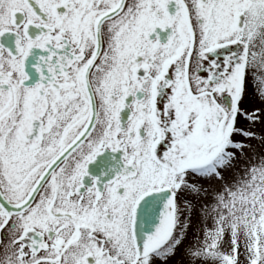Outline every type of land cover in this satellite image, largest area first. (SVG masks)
<instances>
[{
  "label": "snow or ice",
  "instance_id": "obj_1",
  "mask_svg": "<svg viewBox=\"0 0 264 264\" xmlns=\"http://www.w3.org/2000/svg\"><path fill=\"white\" fill-rule=\"evenodd\" d=\"M0 264H264V0H0Z\"/></svg>",
  "mask_w": 264,
  "mask_h": 264
}]
</instances>
